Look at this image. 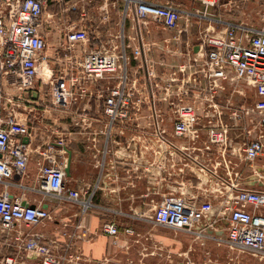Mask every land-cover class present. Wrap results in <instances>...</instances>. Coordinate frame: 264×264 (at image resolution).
Instances as JSON below:
<instances>
[{
	"label": "built area",
	"instance_id": "built-area-1",
	"mask_svg": "<svg viewBox=\"0 0 264 264\" xmlns=\"http://www.w3.org/2000/svg\"><path fill=\"white\" fill-rule=\"evenodd\" d=\"M50 1L60 5L62 0H0V241L9 247L0 264H110L109 257L91 260L84 254L71 252L76 231L83 232V236L87 232L80 221L74 224L72 232H63L68 236L63 241L41 231L26 230L52 219L51 212L42 202H30L24 194L11 191L18 188L25 192L30 188L22 178L26 175L34 133L29 119L19 116L20 110H81L74 113L77 123L83 122V110H94L88 121L105 122L110 132L119 123L133 122L136 102L142 101L135 98L136 88L131 85L132 57L126 49L123 30L118 34L121 44L102 43L83 51L92 40L89 28L83 25V12L80 20H71L67 12L78 6L74 0H63L62 11L54 9L46 13ZM190 1L198 6L186 8L177 0H125V11L134 10L139 25L152 22L174 30L183 18L213 20L209 10L222 2ZM56 26L64 32L63 42L56 49L55 57H51L49 33ZM196 45L194 60L211 80V87L231 77L254 89V100L242 108L249 115V124L243 127L246 138L243 152L250 162L264 160V28L229 23L217 33L206 24ZM58 69L60 73H56ZM143 76L146 86H151L150 74L143 72ZM152 88L149 89L152 91ZM85 96L93 97L95 104L77 103ZM149 100L154 104V100ZM77 104L78 109H74ZM153 115L157 117L156 112ZM198 122L194 103L180 102L173 133L192 135ZM228 136L225 125L208 128L212 144L223 145ZM64 145L63 138L48 143L42 152L45 160L40 164L37 184L31 189L61 202H73L84 214L94 206L97 184L92 187L90 184L89 190L72 186L66 171L70 158ZM206 170L209 178L223 188L218 191L217 205L212 200L192 202L180 194L170 193L155 207L152 219L175 231L212 237L219 244H228L232 250L248 252L264 260V178L259 177L264 170L254 172L259 177L255 184L249 183L253 175L248 180L231 179L220 175L218 166ZM214 210L217 215L212 219ZM209 229L223 230V234L210 233ZM123 231L126 235L135 234L134 227L122 226L114 220L105 221L101 226V232L115 245H120ZM13 236L14 242H11ZM130 245L125 244V250ZM148 255L141 252L137 262L129 258L127 264H160L148 262ZM210 262L206 259L200 264Z\"/></svg>",
	"mask_w": 264,
	"mask_h": 264
},
{
	"label": "crops",
	"instance_id": "crops-1",
	"mask_svg": "<svg viewBox=\"0 0 264 264\" xmlns=\"http://www.w3.org/2000/svg\"><path fill=\"white\" fill-rule=\"evenodd\" d=\"M177 2L186 8L198 6L190 0ZM209 12L213 20L183 18L178 28L168 31L152 22L139 25L134 10L125 11V0H83V25L89 28L92 38L83 51L102 43L121 44L118 34L123 30L126 49L132 57L131 85L136 88L135 98L142 101L136 102L133 122L119 123L110 132L107 123L88 121L87 117L94 110H83V122L79 120L78 123L74 113L81 110H20L19 116L29 119L34 133L26 175L22 178L30 188L25 192L18 188L11 191L24 194L30 202H42L52 216L26 230L41 231L63 241L68 239L63 232H72L74 224L80 221L87 232L83 236V232L76 231L71 249L75 255L84 254L91 260L109 257L110 264H127L129 258L137 262L143 252L149 253L148 262L180 264L184 253L193 247L185 251L182 238L185 232L154 222L152 213L158 203L166 195L176 193L188 201L212 200L217 205L218 191L223 188L209 178L206 168L213 166H218L219 174L225 178L248 180L253 175L250 184L253 178H264L262 173L259 177L254 176L257 169L264 170V160L250 162L243 152L246 139L243 127L248 123L249 115L242 108L246 105L243 99L249 85L230 77L211 87V80L204 76L199 62L194 60L203 27L208 24L209 29L217 33L223 30L216 31L215 18L218 17L214 16L215 11L210 9ZM67 13L73 20L74 13ZM63 35L61 27L50 30L48 54L51 57H55ZM60 72L58 69L56 73ZM143 72L150 74L149 87L144 82ZM149 99L154 100V104ZM80 102L94 105L95 99L85 96L77 103ZM180 102H192L198 110L199 122L192 135L176 136L173 133ZM73 107L78 109L79 104ZM217 107L239 119L221 124L216 118ZM154 112L157 117L152 116ZM217 124L225 125L229 130L228 141L223 145L212 144L208 139V128ZM59 138L64 139V147L68 150L66 156L71 162L72 186L89 190L90 184L91 187L97 184L94 206L84 214L73 202H61L31 189L37 184L40 164L45 160L42 152L50 141ZM216 215L217 210H214L211 218ZM108 220L134 227L135 234L126 235L123 231L120 245L113 244L101 232L102 224ZM196 238L212 237L196 235ZM125 244H132L128 251ZM8 250L3 240L0 241V259Z\"/></svg>",
	"mask_w": 264,
	"mask_h": 264
},
{
	"label": "rangeland",
	"instance_id": "rangeland-1",
	"mask_svg": "<svg viewBox=\"0 0 264 264\" xmlns=\"http://www.w3.org/2000/svg\"><path fill=\"white\" fill-rule=\"evenodd\" d=\"M73 2L76 3L78 9L71 10L74 13L71 17L73 20L77 21V19L80 20L82 18L83 0H74ZM62 7L63 0L60 5L57 6L54 2L50 1L46 13H50L54 8L62 11ZM211 11H215L216 14L214 16L220 19V21L215 23L216 31L223 29L229 23L243 24L254 28H264V0H222L220 5L211 9ZM242 85H244V83H242ZM246 88V97L243 101L246 100V104L250 105L255 98V91L249 86ZM216 110V118H219L221 124L223 122H232L236 118L239 119L238 116L230 115V117L223 108L220 109L217 107ZM238 137H240V135H238ZM261 173L264 175V171ZM143 229H145V227ZM178 234L180 237L182 236L180 233ZM182 238L184 240L185 251H187L189 247H193L191 251L184 253V264H193V262L200 263L203 259H209L211 261L210 264H264V260H260L251 253L232 250L228 244H219V242L213 238H196V235L189 233H184ZM126 257L125 255L124 258L126 259Z\"/></svg>",
	"mask_w": 264,
	"mask_h": 264
},
{
	"label": "water",
	"instance_id": "water-1",
	"mask_svg": "<svg viewBox=\"0 0 264 264\" xmlns=\"http://www.w3.org/2000/svg\"><path fill=\"white\" fill-rule=\"evenodd\" d=\"M70 164L71 162L69 161L67 167H66V171L69 173L70 172ZM262 168H260L259 170H261ZM254 180H252V184H255L256 183V178H253ZM260 184H263V181L259 182ZM209 232L210 233H214V234H218V235H221L223 234V230H212V229H209Z\"/></svg>",
	"mask_w": 264,
	"mask_h": 264
},
{
	"label": "flooded vegetation",
	"instance_id": "flooded-vegetation-1",
	"mask_svg": "<svg viewBox=\"0 0 264 264\" xmlns=\"http://www.w3.org/2000/svg\"><path fill=\"white\" fill-rule=\"evenodd\" d=\"M169 229H171V228H169ZM173 230V229H172Z\"/></svg>",
	"mask_w": 264,
	"mask_h": 264
}]
</instances>
